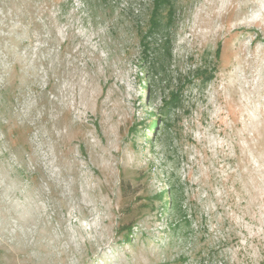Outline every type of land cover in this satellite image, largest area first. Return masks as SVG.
<instances>
[{
  "label": "rangeland",
  "instance_id": "1",
  "mask_svg": "<svg viewBox=\"0 0 264 264\" xmlns=\"http://www.w3.org/2000/svg\"><path fill=\"white\" fill-rule=\"evenodd\" d=\"M169 1L0 0V264H264V0Z\"/></svg>",
  "mask_w": 264,
  "mask_h": 264
},
{
  "label": "trees",
  "instance_id": "2",
  "mask_svg": "<svg viewBox=\"0 0 264 264\" xmlns=\"http://www.w3.org/2000/svg\"><path fill=\"white\" fill-rule=\"evenodd\" d=\"M81 2L84 5L85 11L89 15V0H81ZM165 7H167V13L168 14H171V4H170V1L169 0H152L151 14H150V20H149V26H148L149 28H148L147 31L152 30V29H154V30L155 29H158L161 26L160 14H161V10L163 8H165ZM42 19H44V18H42ZM50 21H51L50 19L49 20L48 19L47 20L45 19V23H48ZM144 83L147 84L148 81L147 80H144ZM166 189L173 196L175 194L177 195V191H176V189L174 188L173 185H172V187H170L168 185ZM168 208L169 209L172 208L171 211L176 210V212H178L177 211V209H178L179 212H182L181 204H179V201L177 199L170 200L166 204H163L162 205V209H165L166 211H170ZM181 224H189V219H187L185 217V214H182L181 215L179 222L177 221V222L172 223L171 224V227H172V229L179 228L181 226ZM202 264H203V262H202ZM221 264H229V263L227 261L226 262L223 261Z\"/></svg>",
  "mask_w": 264,
  "mask_h": 264
}]
</instances>
